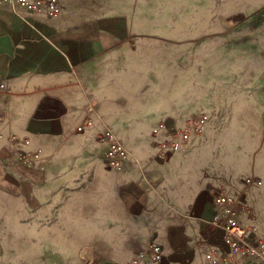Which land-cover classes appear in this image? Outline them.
Segmentation results:
<instances>
[{
    "label": "crops",
    "instance_id": "0c3cea01",
    "mask_svg": "<svg viewBox=\"0 0 264 264\" xmlns=\"http://www.w3.org/2000/svg\"><path fill=\"white\" fill-rule=\"evenodd\" d=\"M100 1L58 0L54 16L0 4L3 203L38 214L39 221L47 215L64 221L49 242L77 246L68 254L71 264H129L151 240L162 248L154 264H204L211 254L217 264H264L229 252L224 232L207 222L217 210L214 197L228 190L209 182L201 187L196 179L191 198L176 200L164 182L167 164L153 147L127 145L129 157L109 168L105 146L96 140L100 123L77 129L90 101L114 99L120 84L110 77L118 62L120 17L98 12ZM22 150L37 160L24 164ZM241 218L252 227L257 222L254 213L247 218L244 211Z\"/></svg>",
    "mask_w": 264,
    "mask_h": 264
},
{
    "label": "rangeland",
    "instance_id": "374dc122",
    "mask_svg": "<svg viewBox=\"0 0 264 264\" xmlns=\"http://www.w3.org/2000/svg\"><path fill=\"white\" fill-rule=\"evenodd\" d=\"M98 12L120 17L110 74L120 84L90 105L126 147L154 148L174 199L209 182L234 193L264 234V0H101ZM191 116L202 133L161 159L158 140ZM37 217L0 198V264L73 263L77 246L51 243L65 222Z\"/></svg>",
    "mask_w": 264,
    "mask_h": 264
},
{
    "label": "built area",
    "instance_id": "2783aa9c",
    "mask_svg": "<svg viewBox=\"0 0 264 264\" xmlns=\"http://www.w3.org/2000/svg\"><path fill=\"white\" fill-rule=\"evenodd\" d=\"M58 0H0L14 10H25L31 13L54 16L58 13ZM97 120L100 129L96 134L98 143L105 146L104 157L106 166L117 168L129 157L130 153L125 144L118 137L113 128L101 118V115L90 105L88 115L78 125V130L92 126ZM203 130V122L199 116H191L187 119L185 128H173L166 131L165 136L157 142V154L161 159H166L169 154L180 151L185 143L199 136ZM1 136V135H0ZM15 138V135H11ZM19 159L27 165H32L37 160V155L31 150H22L18 153ZM217 210L208 224L220 228L224 232L225 243L229 252L239 257H247L252 260L264 262V234L252 233V226L242 221V213L245 211V204L237 196L225 191L214 197ZM162 258L161 245L151 240L144 247L138 250L129 261V264H154ZM204 264H217L214 254Z\"/></svg>",
    "mask_w": 264,
    "mask_h": 264
}]
</instances>
